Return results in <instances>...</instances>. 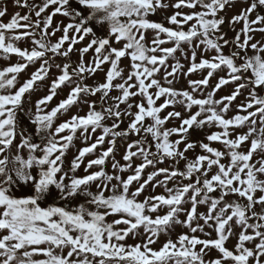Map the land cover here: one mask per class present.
Segmentation results:
<instances>
[{"label":"snow or ice","instance_id":"snow-or-ice-1","mask_svg":"<svg viewBox=\"0 0 264 264\" xmlns=\"http://www.w3.org/2000/svg\"><path fill=\"white\" fill-rule=\"evenodd\" d=\"M0 264H264V0H0Z\"/></svg>","mask_w":264,"mask_h":264},{"label":"rangeland","instance_id":"rangeland-1","mask_svg":"<svg viewBox=\"0 0 264 264\" xmlns=\"http://www.w3.org/2000/svg\"><path fill=\"white\" fill-rule=\"evenodd\" d=\"M230 14V13H229ZM14 59V58H13ZM225 91H227V89L225 90Z\"/></svg>","mask_w":264,"mask_h":264}]
</instances>
